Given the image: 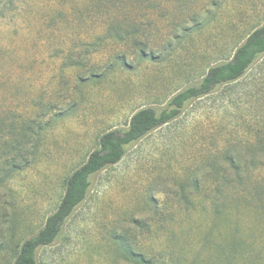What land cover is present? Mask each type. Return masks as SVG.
Listing matches in <instances>:
<instances>
[{
  "label": "rangeland",
  "instance_id": "rangeland-1",
  "mask_svg": "<svg viewBox=\"0 0 264 264\" xmlns=\"http://www.w3.org/2000/svg\"><path fill=\"white\" fill-rule=\"evenodd\" d=\"M263 23L264 0H0V264L101 133L165 107ZM90 180L37 264H221L259 246L264 54Z\"/></svg>",
  "mask_w": 264,
  "mask_h": 264
},
{
  "label": "trees",
  "instance_id": "trees-1",
  "mask_svg": "<svg viewBox=\"0 0 264 264\" xmlns=\"http://www.w3.org/2000/svg\"><path fill=\"white\" fill-rule=\"evenodd\" d=\"M262 54H264V23L245 37L234 49L230 59L209 67L197 84L187 86L174 94L165 107L160 109L152 106L142 107L130 116L126 127L101 133L97 147L64 178L63 191L54 211L46 217L42 226L33 235L15 246L14 257L8 264H37V250L57 238L66 219L85 199L91 184L90 178L94 173L119 162L127 146L176 118L186 102L200 98L217 86L229 84L242 77ZM19 147L17 146L18 149ZM8 163L11 165L9 172L12 173L20 169L21 165H27L28 155L21 158L19 163L12 156ZM252 192H255L256 198L263 203L260 210L264 212V184L253 186ZM249 194L251 195V192ZM259 239V246H254L257 242L255 239L248 243L250 249L247 250L232 252H229V249L221 250L222 253L220 252L217 261L221 264H264V233L260 232ZM235 243L238 245L240 242L235 240ZM189 264L194 263L189 262Z\"/></svg>",
  "mask_w": 264,
  "mask_h": 264
}]
</instances>
